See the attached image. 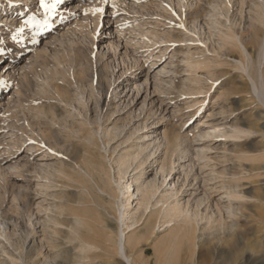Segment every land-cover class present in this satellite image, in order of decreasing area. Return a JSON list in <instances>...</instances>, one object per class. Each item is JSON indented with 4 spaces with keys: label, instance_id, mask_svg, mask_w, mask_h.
I'll use <instances>...</instances> for the list:
<instances>
[{
    "label": "rangeland",
    "instance_id": "rangeland-1",
    "mask_svg": "<svg viewBox=\"0 0 264 264\" xmlns=\"http://www.w3.org/2000/svg\"><path fill=\"white\" fill-rule=\"evenodd\" d=\"M7 1L8 0H0V17L3 14L11 12L10 7H8L11 6L13 11H15L13 14L16 15L14 18L17 23L15 26H5L0 23V63L2 62L4 64L9 62L13 64L17 70L12 78H0V81H3V84L0 85V168L4 172L3 176L0 177V233L3 231V228H6L11 241H18L20 231L24 229L26 225H29L28 220H30L33 225L29 226L34 230L33 235L36 241L39 242L40 238L45 241L42 240L44 242L42 248L43 254L54 257L56 253L59 252L56 259L60 261L61 264H76L79 260L75 261V253H77L75 245L78 243L66 239L65 233L63 232L60 233L61 235L51 234V218L57 215L56 207L60 205V207L67 209L64 211L63 216L60 217L64 222L68 215L67 213H72L74 209L75 213L79 214L78 212H80L90 223L91 219H89V215H86V209L91 207V209L89 208L90 210L88 209V214L93 217L95 213L94 225L91 226H95V232L97 230L98 233H102L100 230L103 228L98 221V217H100V219L106 222L107 227L105 231L108 232L107 235L111 236V238L109 241H104L101 235H97L98 233L95 234V236L90 233L92 239L89 237L88 239L92 240H89L92 245L87 252V257L83 258L80 264H125L115 252L116 235L119 230V223H121L120 218H116L118 213L114 212L111 208V200L108 199L104 191L102 192V190H100V186L94 179L95 182L92 178L84 176L87 178L88 182L84 180L85 178L81 176L82 168L79 167V163L74 161L77 160V156L83 154L82 146H78L82 143V139L79 138L83 132H78V126H81L87 117L86 119H88L89 122L86 126H83H85V129L88 128L89 134L92 135L93 139L95 138L94 141L96 142L95 145H91L92 155L95 156L94 158L103 166L104 171L107 173V178L109 179H107V181H110V186H112L111 189L115 191L113 193L118 192L119 198L121 196V192L119 191L120 187L114 181L116 180V174L112 169L114 164L110 157L126 154L129 151L130 145L137 141L136 136L139 134L149 135L145 138L146 142L153 141L151 138L156 134L158 137H161L162 133L169 134L170 136L184 135V141H182L184 145L181 142L180 150L185 148L188 149L187 155L185 154L181 159L177 160L178 156L176 154L178 152L172 153L175 159V167L172 173L166 176L167 180L161 186V189L169 190L170 187L175 186L177 190L176 199L179 203L186 205L185 207L189 210L196 208L199 209L198 212L200 214L210 215L212 213L216 214L217 208L221 207L226 217L224 206L227 199L221 197L223 195L220 186L228 183V181H232L230 178L235 175V173L242 175L237 176L239 177V181L244 183L242 187L245 188L243 190L251 197L247 199L250 201H247L244 209H242L243 218H238V231L234 232L235 235L233 233V237H229L230 241H220L223 244L214 241L212 242L213 245L208 243L206 246L197 248L194 255V263L264 264V199L262 200V198H264V107L259 106L256 102L257 100H253L252 97L254 95H251L253 93H251L249 82H246L247 80L240 76L238 71L233 69V66L227 64L224 56L220 57L218 55L220 64L212 70L215 73L221 72L222 70L227 71V76H229L228 79H230L227 82L225 79L226 76L219 78L214 76L215 78L209 79L210 73L205 68L198 70L196 74L194 71L179 72L182 70L174 66L176 62L173 60L176 59L175 57H180L179 54L185 49L186 44L182 42L178 43V45H171L170 47L174 46L178 48H176L177 50L175 49V52L180 50L176 52V54H179L170 59L171 52H168L169 49H167L155 62L156 65L166 64L167 69L165 75H170L172 77L171 83L163 85L165 91H162V89L155 90L152 88L153 78L151 75L154 70H158V67H155L153 71L149 69L148 72L150 77L147 81V94L142 88L135 96V92L131 89L133 85L130 81L136 79V83H140L144 79V76L138 75V72L142 71V69L147 70V67L153 61V56L158 55L157 53H160V51H157L159 47H155V45L151 47L149 52L145 47L133 45L135 39H139V36H136V33L133 32L129 33V26L133 22H147L146 25L150 24L155 30L161 31L164 28L162 23L163 20L166 21L165 17H172V15H175L173 13L174 8H170L171 3L169 1L115 0L116 8H113V0H109V2L105 4L104 9L106 11L102 15L103 21L98 28V36L95 39L92 38V31L97 21V14L95 16H93L91 12L86 14L85 6L73 7L70 11L63 10L64 8H62L64 6L69 7V4L74 5L76 0H62L61 3L56 4L54 11L51 13L46 12L45 9L40 6V0H33V9L24 8L22 13L19 11V6L21 5L15 4L14 1L12 2L13 4ZM246 1L247 3L243 7L242 17H240L239 13L238 0L231 1L232 7L229 10L228 17L236 22V27L238 29L243 27L247 28L248 26V20L251 14L249 6L252 5L254 0ZM45 2L51 4L52 0H45ZM93 2L101 3L102 0H88L86 3ZM167 3L168 5H166ZM2 4L5 5L2 7ZM142 5L145 6V9L139 11L140 7L138 10V6ZM22 7H24V5ZM175 9L177 12L176 6ZM60 12H62L63 15L60 16ZM140 12L144 13L142 14ZM23 14L24 16L20 17V15ZM29 17H35V20L38 21L39 24L25 23ZM172 18L173 21H179L176 20L177 18L175 16ZM207 18L206 15L199 19L201 22V29L199 31L200 38L195 35V37L199 39L192 42L189 41V43H191L189 46L191 50L197 49L198 51L212 56L214 54L211 51H207L206 48L211 46V40L216 39V35L209 36V30L215 34L217 29H208V26L204 23V20H206L210 25ZM217 18L225 22L222 16L217 15ZM173 21L169 22L172 26L171 30L177 35V38L181 39L183 35L177 31L178 26L173 23ZM146 25L144 24L143 26ZM167 28L169 27H165V29ZM20 29L23 30L20 31ZM200 39H202V41ZM110 40L119 42L117 52L119 57L123 53L124 47H127V52L133 51V54L142 61V68L134 72L133 70L136 68V66H134L123 71V65L120 64L117 67H113L112 70V66L109 64L107 65V62H112V51L106 49L108 41ZM92 41H95L94 45ZM99 50L104 53V58L102 60L100 59V61L96 54ZM58 61H60L63 66L65 65V72H63L65 73L64 78L58 80L51 79L50 85L45 87V91L35 88L37 87V82L40 77L46 76V74L49 76L52 74L53 67L57 65ZM116 62L117 61H115L114 65L118 64ZM80 63H82L84 67L81 66ZM144 72L145 71L141 74ZM38 75L41 76L37 79L35 76ZM118 76V81L116 80L113 84V79ZM187 77H189L188 80ZM193 78H197L199 80L198 83L204 87L202 92H194L193 95L191 93L188 94V92H183L189 89V85L190 87L191 84L194 85V82L191 83ZM87 81H89L94 88L100 89L99 91L101 94L103 92L100 96L101 100L99 107L96 105L94 95L87 98L86 101L88 102H86V107H83V109L81 107V109L79 108L80 110L74 109L73 107L71 108L70 106L68 107L64 105V102H60L56 99L54 91L55 85H58L57 90L61 94L63 92V97L67 98L70 94L73 95L76 84L78 83L85 84L84 86L88 90L90 87H87L89 83ZM52 82H54V84H52ZM118 83L120 85L117 89L121 100V102H119L120 108L113 114L111 120L117 122L119 126L125 124L124 133L130 132L133 126L143 122L146 113L153 116V111L158 108V101H161L162 108H166L163 112L165 116L163 119H160V115H158L159 111H157L156 115L160 122L157 124V127L150 128L153 125L150 122L155 118L153 117L147 121V127L140 130L126 142L120 140L122 139V134L118 139L111 141L108 147H103L99 133H97L99 128L98 124H107V127H111L113 124L111 121L104 123V118L106 117L104 113L107 114L115 107L114 105L117 99L114 100L110 95L112 96L111 90ZM52 85H54V87ZM88 86H90V84H88ZM96 88L94 90L95 96H97ZM183 88H186V90ZM68 92H70V94ZM144 97H146L144 112H140L141 109H139V107ZM101 102L104 104L107 102V104H105L106 106L104 104L102 106ZM67 111L72 113L70 115L68 113L66 117L68 122L59 121L56 117L58 112H61L59 114L65 115ZM79 111L82 113L79 114ZM96 111L98 113H96ZM101 113L103 114L100 116ZM207 114H209V116H207ZM53 117H56V119H53ZM205 120H208V122H205ZM59 122H63L65 126L63 123L60 125ZM233 122H236L240 128L244 130L247 129L248 131L240 139L231 141L221 135L197 136L196 131L198 130L202 132L210 131L208 128L209 123L228 126ZM73 126H75L76 129H74L75 127L73 128ZM72 130H77L76 134H74L75 132L72 133ZM54 138L56 141H53L55 140ZM27 142L32 146L35 145V148L33 147L31 150H28L26 147ZM47 143L48 146H44ZM116 145H118L116 150L112 152V149ZM43 146L45 148H50L46 149V152ZM5 148L8 152H5ZM65 152L69 153L66 154ZM164 153L163 150L159 154L157 158L159 159L157 167L160 166V161L164 157L168 158L170 155L168 152L167 154L169 155L167 156L166 154L164 156ZM71 155H73L75 159H73ZM239 157L244 158H242V160ZM146 165L147 168L155 167L152 166V161L149 160L146 162ZM58 166H62L59 167V169H65V171L69 173L68 176L72 177H70V179L62 175H58L57 177L56 174H58L57 172L59 170L57 169ZM42 168L47 170L50 169L52 173L55 171L56 174H52L50 179H45L39 175L40 173L43 174ZM34 169H36L37 172L39 170L40 173L33 171ZM154 169L151 171L147 170L146 173L143 174L147 176L145 179L152 178V175L156 173ZM28 170L29 172H27ZM136 171H138V169L130 171L125 180H130V177L133 176ZM74 179L76 180L74 181ZM90 179L91 182L89 181ZM77 182H80L79 185ZM90 183L92 184L90 185ZM94 184L95 186H93ZM65 185H68V187ZM87 185L90 187L88 188ZM19 186H21V190L23 189L20 192H18ZM79 187H81V190ZM83 187L86 189L88 188L87 192L83 191ZM94 187H97V189ZM90 189L92 190L90 191ZM99 195H102V198ZM79 197H84L86 199L88 207L77 203ZM104 198H106L107 201H105L106 199L104 200ZM73 200L76 202V205ZM261 200L263 205L260 204ZM105 202L108 206H105ZM88 203L92 205L90 204V206ZM135 203L136 199H134L128 208L133 210ZM258 203L262 206L260 207ZM69 206H71L70 209H68ZM93 210L95 211L93 212ZM105 212L108 215H105ZM109 212L112 214L109 215ZM146 214L147 213H145L144 216H146ZM260 214L263 217L260 216ZM69 215L67 217H69ZM143 219H141L138 223L139 225L136 224L137 226L135 225V228L133 227L134 229H132L133 231L130 230L129 233L138 232L143 227V224H141ZM4 222H6V224H4ZM61 228L64 231L66 230L65 226H61ZM203 232L207 233L206 230H203ZM201 233L202 230L197 232L199 235ZM82 234L86 235L85 231H82ZM54 238L57 240L55 241L56 243L53 240ZM47 239L50 240L47 241ZM98 239H101L102 242ZM94 240L96 242H94ZM105 242H107V245ZM113 244L114 246H112ZM209 244L210 246H208ZM130 246L127 252H130L135 257L140 253H145L149 256L151 264H154L151 244L141 241L136 245L131 243ZM3 249L5 251H3ZM16 250L15 246L11 245L0 235V264H10L7 253L16 256Z\"/></svg>",
    "mask_w": 264,
    "mask_h": 264
},
{
    "label": "bare ground",
    "instance_id": "bare-ground-1",
    "mask_svg": "<svg viewBox=\"0 0 264 264\" xmlns=\"http://www.w3.org/2000/svg\"><path fill=\"white\" fill-rule=\"evenodd\" d=\"M13 1L15 4L21 5V6H19L20 13H22V11H24V8L33 9V7H34L33 0H8L7 2L12 3ZM87 1L88 0H76L74 5L69 4V7L64 6L62 8H64L63 10H69L70 11L73 7H77V6H85V9L92 8V7H100V6L105 7V4H102V2L101 3H99V2L86 3ZM166 1H169L171 3V4L169 3L171 9L174 8L173 13L175 15H172V17L175 16L177 18L176 20H179V21H173L172 17H165L166 21L163 20L162 24L164 25V28L161 31L155 30L150 24L146 25L147 22H144V23L133 22L129 26V30H128L129 33L133 32V33H136V36H139V39H135L133 45H135L137 47H145L146 50H148V52L151 50V47L153 45H155V47L156 46L159 47V49L157 51H160V53H157L158 55L153 54L154 55L153 56L154 58H152L153 61L147 67V70L142 69V71L138 72V75L140 74V75L144 76V79L140 83H136L137 82L136 79H133L130 81V83H132V85H133L131 87V89L135 92V96L140 92V90L142 88L145 90V92L147 94V90H148L147 81L149 80V77H150L148 70L150 69L153 71V69L155 67L156 68L158 67V70L157 69L154 70L153 74L151 75V77L153 78V82H152L153 87L152 88H154L155 90L162 89V91H165V87L163 89V85L171 83L172 77L170 75H165L166 69H167L166 64H164V65L157 64L156 65L155 62L158 58H160V56L164 52H166L167 49H169L168 52H171V55L169 57L170 59L172 57H174L175 55L179 54V53L176 54V52H179L180 50L175 52V49L177 47L175 48L174 46L173 47H170V46L171 45H178V43L185 42L186 47L182 51V53L179 54L180 57H175L176 58L175 60L172 59L173 61L176 62V64L173 63V64H175L174 66L177 69L182 70L179 72L182 73L183 71H185V72L186 71H194V73L196 74L198 72V70L205 68L210 73L209 79H212L215 77L219 78V77L226 76L225 79L227 82L228 80H230V79H228L229 76H227L228 75L227 71L222 70L221 72H218V73H215L213 71L214 68L220 64L219 63L220 60H219L218 55L220 57L224 56V59L227 62V64L230 66H233V69L238 71L240 76L244 77L245 80H247L246 82H249L250 87H251V88L250 87L249 88L252 91V92L251 91L250 92L253 93L251 95H254L252 97L253 100L254 99H255V101L257 100L256 102L258 103V105L261 107L262 106L264 107V0H254L252 2V5L249 6V10H250L251 14L249 16L248 26H247V28L243 27V28H239V29L236 27V22L232 21L231 18L228 17L229 10L232 7V4H231L232 0H175V1L166 0ZM246 3H247L246 0H238L240 17H242L243 7ZM4 5L5 4H2V7ZM23 5H24V7H22ZM166 5H168V3ZM175 6L177 8V12H176ZM8 7H10L11 12L3 14L0 17V23H2L5 26H15L17 23L15 18H14L16 15L13 14L15 11H13V8L11 6H8ZM139 7H140V10H139ZM144 9H145V6H143V5L138 6L139 11H143ZM140 13H142V12H140ZM146 13H147V11H146ZM59 15L60 16L63 15L62 12H60ZM184 15H186V16H184ZM206 15L208 17L207 19L209 20L210 25L206 22V20H204V23L208 26V29H217L215 34H213L209 30V36L216 35V39L211 40V46L206 48L207 51H211L214 54L212 56H209L204 52L198 51L197 49L191 50V48L189 46V44H191V43H189V41L192 42V41L200 38L199 31L201 29L200 28L201 22L199 19H201L202 16L204 17ZM217 15L222 16L224 18L225 22H222L221 20H219L217 18ZM23 16H24V14L20 15V17H23ZM102 21H103L102 15L97 13V21L94 25V30L92 31L93 32L92 38L95 39L98 36L97 35V32L99 31L98 28H99ZM170 21H173V23H175L178 26L177 31H179V33H181L183 35V37L181 39L177 38L176 37L177 35H175L173 30H171L172 26L169 24ZM226 22H227V24H226ZM144 24L146 26H143ZM180 25H183V27H180ZM165 27H169V28L165 29ZM195 35L199 36V38H196ZM200 40L202 41V39H200ZM94 42L95 41H92L93 45H94ZM175 43H177V44H175ZM118 45H119V42H117V41L116 42H114L113 40L108 41L106 49L112 51V53H111L112 54L111 55L112 62L111 63L107 62V65L109 64L110 66H112V70H113V67H117L120 64L123 65V71H125L131 67H134V66H136V68L133 70L134 72H137L139 69H141L143 66L142 61L137 56H135L133 54V51L127 52V47H124V51L119 57V54H117ZM96 54L99 58L98 59L99 61H100V59L102 60L104 58L103 51L100 52V50H99V52H97ZM115 61H117L116 63H118V64L114 65ZM1 63H0V78H2V77L3 78H6V77L12 78L14 76V73L17 70V68L9 62H6L4 64L3 63L1 64ZM169 64H170V62H169ZM59 65H61V66H59ZM80 65L84 67V65L82 63H80ZM64 66L61 64L60 61H58L57 65L55 67H53V72L50 76L47 75L46 73H45L46 76L40 77V79H38V78L41 75L35 76L39 80L37 82V87H35V88H39V89L44 90L45 87L50 85L51 79L52 80L53 79H55V80L63 79L64 74H65V73H63V72H65ZM20 68H18V69H20ZM65 69H67V68H65ZM123 71H122V73H123ZM143 71H145V72L143 74H141ZM168 71H170V70H168ZM109 79H112V78H109ZM118 79H119V76L115 77L113 79V84L116 82V80L118 81ZM185 79H186V77H185ZM188 79H189V77H187V80ZM55 80H54V82H55ZM54 82H52V84H54ZM85 82H83V83H85ZM87 82H89V81H87ZM192 82H194V85L191 84V87L189 85L188 90H186V88H187V86H186V88H183L186 91H183V92H188V94L191 93L192 95L194 92L195 93L202 92V89L204 87L198 83L199 80L197 78H193L191 80V83ZM88 84H90V86H88ZM88 84H87V87H90L88 90L84 86L85 84L84 85L82 83L76 84V89H75L74 93L72 91L73 95H71L70 92H68L70 95L67 98L63 97V95H64L63 92L61 94L57 90L58 85H55V87H54V85H52V86L55 88L54 91H55L57 100H59L60 102L61 101L64 102V105H67L68 107L70 106L71 108L73 107L74 109L80 110L81 107H82V109H83V107L84 108L86 107V102H88L86 100L89 96H92V95H94V97H95L94 99L96 101L97 107L100 106V100H101L100 96L103 94V92L101 94V92L99 91L100 89L98 90L95 87L97 90V96H95V94H94L95 88L93 87V85H91L90 82ZM119 86H120L119 83L116 84L115 87L111 90L112 96L110 95V97H112L114 100L117 99L116 104L114 105L115 107H113L112 111H110L108 113L106 112L107 114L104 113V115H106V117L104 118V123L111 121V123H113V124L111 125V127H107V124H98L99 125L98 131L96 130L97 133H99V137L101 139V144H103V147H105V146L108 147L110 145L111 141L118 139L122 134H123L121 137L122 139H120V140L122 142H126L132 136L137 134L140 130L147 127V125H148L147 121L153 117H155V118H153L152 121L150 122L151 124H153L150 128L157 127V124L160 123L158 116L156 115L157 111H159L158 115H160V119L161 118L163 119L165 116V114L163 112L165 111L166 108L165 107L162 108L161 107V101H158V106H157L158 108H156V110L153 111V116L146 113L144 116V121L142 120L143 122H140V124H136L135 126H133L130 129V132L124 133L126 125L123 124L122 126H119L117 122H114V120H111L113 114L116 111H118L120 108L119 102H121V100L119 98V92H117V89L119 88ZM126 86H125V88H126ZM205 91H207V90H205ZM229 91H230V89H229ZM145 99H146V97H144V99L142 100V103L139 107V109H141L140 112H144L143 110L145 107ZM106 100H107V97H106ZM111 101H113V100H111ZM103 104L104 103H102V106H103ZM105 104H107V102ZM103 108H106V107H103ZM97 111H96V113H98ZM61 112H58V114ZM68 113H69V111H67V113H66L67 115L66 114L65 115H63V114L58 115L57 114V116L56 115L55 116L57 117V119H59V121L60 120L64 121V122L66 121V123H67L68 120H66V117L68 116ZM78 113L80 114L82 112L79 111ZM70 114H72V113H69V115ZM102 114L103 113H101L100 116ZM137 116H139V115H137ZM207 116H209V114H207ZM56 117H53V119L54 118L56 119ZM94 117H96V116H94ZM86 118H85V120L83 119L84 121L82 120L83 124H81V126H78V132H80V131L83 132L79 138V139H82V143L78 140L81 143V145H78V146H82L83 154L77 156L76 157L77 160H74V161H76V163H79V167L82 168V172L80 171L81 176L82 177L87 176V178L88 177L92 178V180L94 179L96 181V183H98V185L100 186V187L98 186L99 188H101L100 190H102V192L104 191L107 194L108 199L111 200L110 201V202H112L111 208L114 210V212L118 213V216H116V218L117 219L120 218L121 223H119L120 226H119V230H118L117 235H116L115 252H116V255H118L123 260V262L125 264H151V260L147 254L140 253L137 255V257H135L130 252H127L128 247H131L130 246L131 243H134L136 245V244L140 243L141 241H144V242L151 244L152 249H153L154 264H195L194 263V255H195L197 248H199L201 246H206V244H208V243L212 244V242H214V241L219 242L220 244H223L221 242H223V241L227 242V240H229V237H231V236L233 237V233L235 231H238L237 230L239 228L238 218H240V219L243 218L242 209H244L245 205L247 204V201H250L247 199L249 197H251L248 195L247 192H245L243 190L245 188V187L244 188L242 187L244 183H241L239 181L238 176H242V175H239V173L238 174L235 173V175H233L230 178V179H232V181H230V182L228 181V183L222 184L220 186V188L222 189V195H223L221 197H225L227 199V202L224 206L226 217L224 216V212H222L221 207L217 208L216 214L212 213L210 215H208V214L202 215L198 212L199 209H196V208L189 210L187 207H185L186 205L179 203L178 200L176 199L177 190L175 189V186L170 187L169 190L161 189V186L167 180L166 176L170 175L172 173L174 167H175V165H174L175 159L173 158L174 152H178L176 154L178 156V158L176 157L177 160L181 159V157H183L188 152V149H186V148L180 150V144H182L183 143L182 141H184L183 140L184 135H172V136H170L169 134L162 133L161 137H158V135L156 134L153 136V138H151L153 141L146 142L145 138L149 135L139 134L136 136L137 141L130 145L129 151L126 154H119L115 157H110L112 163L114 164L112 169L114 170V173L116 174V180H114V181L120 187L119 191L121 192V196L119 198L118 192L113 193L115 191H113L111 189L112 186H110V183H109L110 181H107V179H108L107 173L104 171L103 166L100 164V162L98 160H96L94 158L95 156L92 155L91 145H95L96 142L94 141L95 138L93 139L92 135L89 134L88 128L85 129L86 124H88V122H89V120ZM55 121H57V120H55ZM95 121H96V119H95ZM97 121H98V119H97ZM205 122H208V120H205ZM59 123L61 125L63 122H59ZM63 125H64V123H63ZM83 125H85V126H83ZM208 125H209L208 128L210 129V131H203L202 132V131L198 130V131H196L197 136L201 137V136H207V135H221L225 138H228L231 141H234V140L240 139L241 137L244 136V134H246L248 132L247 129L244 130V129L240 128L236 124V122H233V123L229 124L228 126H226V125L222 126V125L213 124V123H209ZM74 127L75 126H73V128ZM74 129H76V127ZM73 132H75L74 134H76L77 130H72V133ZM29 140H31V139H29ZM23 141H26V140H23ZM53 141H56V139ZM26 145H27L26 147L28 148V150H31V148H33V147L35 148V145L32 146L29 144V142H27ZM183 145H184V143H183ZM44 146H48V143ZM117 146L118 145H116L112 149V152H114V150H116ZM52 147H53V145H52ZM48 148H50V147H46V148L44 147L46 152H47L46 149H48ZM49 150H48V152H49ZM163 150L165 152L164 156L168 152L170 153V155L167 154V156L169 155L168 158L164 157L160 161V166L157 167V164L159 161V159H157V158ZM51 151H52V148H51ZM5 152H8V150L6 149ZM68 153H66V154H68ZM71 156L73 158V155H71ZM239 158L242 159L244 157H242V158L239 157ZM73 159H75V158H73ZM148 160L152 161V166H155L154 167L155 169L153 167L147 168L146 162ZM61 165H63V164H61ZM59 167H62V166H58L57 169H59ZM57 169H56V171H57ZM136 169H138V171H136L133 174V176L130 177V180H128V179L125 180L127 178V175L129 174V172L132 170H136ZM152 169H154L156 171V173L154 175H152L151 179H145V177H147V176H144L143 174L146 173L147 170L151 171ZM33 171H36V169H34ZM27 172H29V170ZM38 172H39V170H38ZM42 172H43V174H41L39 172L40 173L39 175L45 179H50L52 174L53 175L56 174L55 171H54V173H52L50 171V169L47 170L44 168H42ZM67 172L65 171V169H59L57 172L58 174H56V176L58 177V175H62L64 177L70 179V177H72V176H68L69 173H67ZM3 173H4L3 170L0 168V177L3 176ZM156 175H158V176H156ZM244 177H245V175H244ZM87 178H85L84 180L87 181ZM75 180L76 179H74V181ZM89 181L91 182V179ZM70 182H72V181H70ZM87 182H85V183L88 184ZM52 183H54V182H52ZM77 183L79 185L80 182H77ZM91 184L92 183H90V185ZM55 185H56V183H55ZM57 185H58V183H57ZM65 186L68 187V185H65ZM93 186H95V184ZM67 187H65V188H67ZM89 187L90 186H88V188ZM94 188L97 189V187H94ZM79 189L81 190V187H79ZM82 189L84 192H87V189L85 187H83ZM22 190H21V186H19L18 192H20ZM91 190L92 189H90V191ZM105 193H103V194H105ZM85 195H87V194H85ZM106 198H104V200ZM258 198H257V200L259 201L260 198L259 199ZM134 199H136V203L134 204V209L131 210L128 208V206L131 205V203L134 201ZM263 199L264 198H262V200ZM262 200H261L260 204H262L264 202V201L262 202ZM105 201H107V199ZM73 202H74V200H73ZM110 202H109V204H110ZM75 203L76 202H74V204ZM77 203L79 205H85L86 207H88L87 203H86V199L84 197H79V199L77 200ZM88 204L90 205L91 203H88ZM102 204H104V203H102ZM260 204H259V206H260ZM85 206H83V207H85ZM105 206H108V205H106V202H105ZM259 206L257 205L258 208H259ZM59 207H60V205H59ZM59 207H56L57 208L56 213H57L58 217L56 215V216H53L51 218V222H50L51 223L50 224V226H51L50 231L52 230L51 234H60L63 232V233H65L66 239L71 240V241H75L78 243L77 245H75L77 248V253H75V257H76L75 261L79 260L78 263H76V264H80L81 263L80 261L83 258L87 257V252L91 248V245H92L89 241L92 239V237H90L91 236L90 233H92V235H94V236H95V234L98 233L97 230L95 232V228H94L95 226L92 227L94 225V221H95V218H94L95 213H94L93 217H91V215L88 214L89 213L88 211L91 209V207H88L87 209L85 208L87 210L86 215H89L90 218L89 217L88 218L91 219V221H93V222L90 221V223H89L87 221L88 219L84 215L80 214V212H78L79 214L75 213L74 209L72 208L73 212L67 213L68 215L69 214L70 215H69V217H67L68 215L66 216L65 222L66 221L67 222L65 223L62 219H60V217L63 216L64 211H66L67 209H64L63 207H60V209H59ZM70 207L71 206H69L68 209H70ZM105 210H106V208H105ZM94 211L95 210H93V212ZM145 213H147L146 216H144ZM106 214L107 213L105 212V215ZM110 214H112V213L109 212V215ZM240 215H242V216L239 217ZM114 216H115V214H114ZM260 216H262V215L260 214ZM4 218L6 219L5 216H4ZM93 218H94V220H93ZM98 219H96V220L99 221V224L101 225V227L103 229L100 230V232L102 231V233H98L97 235L98 236L101 235V238L104 241H109L111 236L107 235L108 232L105 231L107 224L104 220L100 219V217H98ZM141 219H143L141 222V224H143L142 225L143 227L136 233H129L130 230L133 231L132 229L135 228L136 224L139 225L138 223L140 222ZM226 219H228V220H226ZM259 219H257V220H259ZM28 221H29V225L32 226L33 223L30 220H28ZM4 224H6V222H4ZM95 224H96V222H95ZM29 225H26V227L20 231L19 236H18V241L17 240L11 241L10 235L8 234L6 228H3V231L0 233L1 236H3L11 245L15 246V249H17L16 250L17 251L16 256L7 253L8 258L10 260V264H61L60 261H58L56 259L58 257L57 255L59 252L56 253V255L54 257H49V256L42 253V248L44 246L45 241L42 239L44 241L43 242L40 238V241L37 242L34 235H33L34 230ZM61 226H65L66 230L64 231L61 228ZM240 229H241V226H240ZM199 230H202V233L200 235L197 234V232ZM203 230H206L207 233H204ZM82 231H85L87 236L82 234ZM234 235H235V233H234ZM88 237L91 239H88ZM55 238L53 239L54 242L57 241ZM49 240L47 239V241H49ZM98 240H101V239H98ZM13 242H14V244H13ZM58 242H57V245H58ZM94 242H96V241L94 240ZM94 242H93V244H94ZM101 242H102V240H101ZM105 243L107 245V242H105ZM112 246H114V244ZM208 246H210V244ZM97 247H98V245H97ZM53 248H54V245H53ZM3 251H5V250L3 249ZM59 256H61V255H59ZM255 261H257V260H255Z\"/></svg>",
    "mask_w": 264,
    "mask_h": 264
},
{
    "label": "snow or ice",
    "instance_id": "snow-or-ice-1",
    "mask_svg": "<svg viewBox=\"0 0 264 264\" xmlns=\"http://www.w3.org/2000/svg\"><path fill=\"white\" fill-rule=\"evenodd\" d=\"M62 0H52V3H46L45 0H40V6L45 9L46 12L51 13L54 11L56 4L61 3ZM109 0H102V4H107ZM112 7L116 8L115 0H113ZM91 12L93 16H95L97 13L103 15L105 12V9L103 6L100 7H92L85 9V13ZM27 24H39L38 21L35 20V17H29V19L25 22ZM180 27H183V25H180ZM23 29H20L22 31ZM3 84V81H0V85Z\"/></svg>",
    "mask_w": 264,
    "mask_h": 264
}]
</instances>
